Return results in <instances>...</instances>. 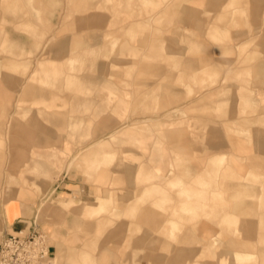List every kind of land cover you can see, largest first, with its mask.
<instances>
[{"label": "rangeland", "instance_id": "rangeland-1", "mask_svg": "<svg viewBox=\"0 0 264 264\" xmlns=\"http://www.w3.org/2000/svg\"><path fill=\"white\" fill-rule=\"evenodd\" d=\"M32 222L51 264H264V0H0V243Z\"/></svg>", "mask_w": 264, "mask_h": 264}, {"label": "built area", "instance_id": "built-area-1", "mask_svg": "<svg viewBox=\"0 0 264 264\" xmlns=\"http://www.w3.org/2000/svg\"><path fill=\"white\" fill-rule=\"evenodd\" d=\"M42 239L34 222L23 235H6L0 243V264H51V252L42 246Z\"/></svg>", "mask_w": 264, "mask_h": 264}, {"label": "crops", "instance_id": "crops-1", "mask_svg": "<svg viewBox=\"0 0 264 264\" xmlns=\"http://www.w3.org/2000/svg\"><path fill=\"white\" fill-rule=\"evenodd\" d=\"M14 223V222H13ZM233 242H237V241H234V240H229V241H227L226 243H225V247H224V251L226 252V253H228V254H230L231 256L233 255L232 253H233V251H235V249H237L238 247H234L233 245H232V243ZM237 243H239V242H237ZM241 244V247H239V248H242L243 246H244V244L243 243H240ZM233 246V247H232ZM242 251H240V253H241ZM242 254H244V253H242ZM247 256V255H246ZM248 257V256H247ZM243 259L245 258L244 256L242 257ZM204 264H211V263H204Z\"/></svg>", "mask_w": 264, "mask_h": 264}, {"label": "bare ground", "instance_id": "bare-ground-1", "mask_svg": "<svg viewBox=\"0 0 264 264\" xmlns=\"http://www.w3.org/2000/svg\"><path fill=\"white\" fill-rule=\"evenodd\" d=\"M44 238H45V237L43 236V240H44ZM41 243H42V242H41Z\"/></svg>", "mask_w": 264, "mask_h": 264}]
</instances>
